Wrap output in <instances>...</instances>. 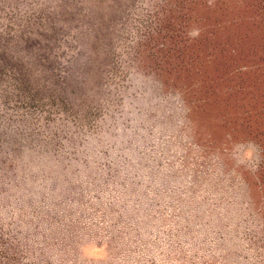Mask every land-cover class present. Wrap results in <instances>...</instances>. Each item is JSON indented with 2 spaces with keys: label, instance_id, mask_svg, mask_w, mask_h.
Listing matches in <instances>:
<instances>
[{
  "label": "rangeland",
  "instance_id": "374dc122",
  "mask_svg": "<svg viewBox=\"0 0 264 264\" xmlns=\"http://www.w3.org/2000/svg\"><path fill=\"white\" fill-rule=\"evenodd\" d=\"M0 264H264V0H0Z\"/></svg>",
  "mask_w": 264,
  "mask_h": 264
}]
</instances>
